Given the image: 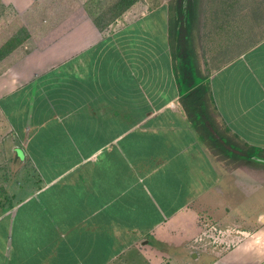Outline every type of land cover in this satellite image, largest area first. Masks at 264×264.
<instances>
[{"label":"crops","instance_id":"crops-1","mask_svg":"<svg viewBox=\"0 0 264 264\" xmlns=\"http://www.w3.org/2000/svg\"><path fill=\"white\" fill-rule=\"evenodd\" d=\"M2 2L0 264H264V36L234 51L228 0Z\"/></svg>","mask_w":264,"mask_h":264},{"label":"rangeland","instance_id":"rangeland-1","mask_svg":"<svg viewBox=\"0 0 264 264\" xmlns=\"http://www.w3.org/2000/svg\"><path fill=\"white\" fill-rule=\"evenodd\" d=\"M220 1V0H219ZM232 5L230 8L234 13V39H233V50L237 51L246 45H252L264 36V0H228ZM205 10L209 9L204 7ZM16 8L14 6L6 5L2 0H0V44H2V39L4 38V43L8 40L15 39L14 37L18 34L20 37H24L25 31L23 27L18 24ZM243 16L244 30L247 29V34L245 33L244 39H240V30L242 23H238ZM188 18V14L186 15ZM188 24V23H187ZM187 27V25H186ZM239 27V28H237ZM9 33V34H8ZM14 33L16 35H11ZM185 36V34H183ZM15 44V42H13ZM16 41V46H18ZM15 46V47H16ZM3 136L0 135V211L2 208L9 204H12L13 192L18 190V185L22 181V176L25 175V170L21 162L17 160L15 152L11 147V144H7V147L3 149ZM247 153L245 158L248 159ZM257 168L264 170V161H256ZM250 162H253L251 159ZM28 184V183H26ZM17 192V191H16Z\"/></svg>","mask_w":264,"mask_h":264},{"label":"trees","instance_id":"trees-1","mask_svg":"<svg viewBox=\"0 0 264 264\" xmlns=\"http://www.w3.org/2000/svg\"><path fill=\"white\" fill-rule=\"evenodd\" d=\"M134 1L135 0H118L116 5L119 6L121 9H124L125 7H127L128 5H130ZM23 31H25L24 37H20L18 34L16 35L14 33H11V35H16L14 37L15 39L10 38V40H9V38H8V40L5 43L3 42L2 44H0V61L3 60L11 51H13V49H15L17 47L15 45L16 41H17V43H19L17 45H20L21 43H23V41L26 38H28L30 36L29 30L25 26H23ZM13 42H15V44ZM235 149H237L236 145H235ZM254 154H255V150H253V148H251L247 157L250 159H253ZM241 155H243L245 158L246 153L245 152H244V154L241 153Z\"/></svg>","mask_w":264,"mask_h":264},{"label":"water","instance_id":"water-1","mask_svg":"<svg viewBox=\"0 0 264 264\" xmlns=\"http://www.w3.org/2000/svg\"><path fill=\"white\" fill-rule=\"evenodd\" d=\"M254 157L259 159V157H257V156H254ZM260 159H263V158H260Z\"/></svg>","mask_w":264,"mask_h":264}]
</instances>
